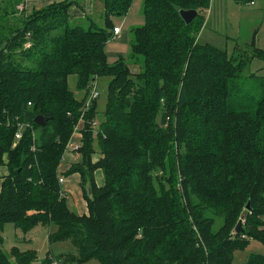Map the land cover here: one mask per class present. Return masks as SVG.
<instances>
[{
	"label": "trees",
	"instance_id": "trees-1",
	"mask_svg": "<svg viewBox=\"0 0 264 264\" xmlns=\"http://www.w3.org/2000/svg\"><path fill=\"white\" fill-rule=\"evenodd\" d=\"M84 1L28 13L26 0H0V167L8 169L0 264L37 259L2 249L9 224L24 233L55 225L50 245L69 242L77 250L49 252L43 264H233L251 241L264 244V78L253 111L234 100L248 65L264 62L256 37L251 54L236 59L199 42L211 0H143L145 24L131 44L140 71L133 73L123 58L111 65L106 46L114 19H125L135 0H95L104 25L85 15L87 28L71 23ZM181 11L198 16L187 25ZM101 79L109 80L102 114L97 101L86 109ZM38 116L48 119L45 127L35 124ZM81 119L78 159L62 171ZM73 175L85 215L69 208L59 182ZM245 264H264V255Z\"/></svg>",
	"mask_w": 264,
	"mask_h": 264
},
{
	"label": "rangeland",
	"instance_id": "rangeland-1",
	"mask_svg": "<svg viewBox=\"0 0 264 264\" xmlns=\"http://www.w3.org/2000/svg\"><path fill=\"white\" fill-rule=\"evenodd\" d=\"M256 2L257 6L248 7L249 5L239 3L235 0H211V6L207 11L206 23L199 36V42L225 50L230 55H234L236 59L241 58L247 53L251 54V43L255 37L256 47L264 49V2L262 0ZM86 4L87 2L85 1L82 4L83 7L85 6L86 9H88L86 10L83 8L84 14L86 13L85 15H88L92 22L97 23L99 26L104 25L102 3H99L97 9L92 13L89 12V7H87ZM27 6L28 10H30L31 8L41 9L46 5L36 4L33 7L31 5ZM22 9H24V7H22ZM30 12L28 11V13ZM84 17L85 16H83V18ZM71 23H76L84 28H87L89 25L85 19L81 18L74 21L71 19ZM144 24L143 0H135L133 2L132 8L125 19H114V26H118L123 31L122 37L124 42L115 40L109 42L108 46H106L107 53L113 54L109 55V63L111 65L120 58L125 59L128 65L133 63V60H131V44L134 41V30L142 27ZM118 54L123 56L119 58V56H116ZM263 78L264 62L254 60L243 73L242 79L240 80L242 91L238 95L235 94V102L253 111V104L251 103L258 101L262 97L263 92L260 83ZM69 84L76 97L81 99L82 95L75 91L76 77H71ZM108 84V79H101L98 81L100 97L97 103L100 114H102L106 108ZM69 158L70 157L67 156V162L72 163ZM97 175L100 180L104 177L101 172H98ZM98 177L95 176L99 184L101 181L98 182ZM104 182L105 181H102L99 184L102 186L98 185V187H103ZM68 187L73 189L69 194L65 192ZM62 190L67 195V204L69 208L79 215H85L88 211L87 202L77 177H67L66 184L62 186ZM56 231L57 227L55 225L49 227L40 225L28 233H24L14 225L9 224L4 227L1 233L3 238L1 247L6 253H11L13 249H18L21 252H35L37 259L32 264H43L49 252L56 256L66 253L77 255L76 248L69 242L50 245L49 237ZM253 254L264 255V244L258 241H251L246 249L235 252L233 264H245L250 255ZM86 264H97V262L92 261Z\"/></svg>",
	"mask_w": 264,
	"mask_h": 264
},
{
	"label": "crops",
	"instance_id": "crops-1",
	"mask_svg": "<svg viewBox=\"0 0 264 264\" xmlns=\"http://www.w3.org/2000/svg\"><path fill=\"white\" fill-rule=\"evenodd\" d=\"M61 1H63V0H26V9H27V11H31L32 10V8L30 9V10H28V6L27 5H31L32 7L34 6V5H36V4H39V5H50V4H52V3H54V2H61ZM256 1H258V0H256ZM255 1V5L254 6H251V7H255V6H257V2ZM263 2H264V0H262ZM85 2H87V4H86V6L87 7H89V12H93L94 10H95V0H85ZM30 6V7H31ZM248 7H250V6H248ZM83 8H85L86 9V7L84 6ZM82 8V9H83ZM84 10V9H83ZM83 10L81 11H79V10H73L72 11V19L73 20H78V19H83V16H85V14H84V12H83ZM86 10H88V9H86ZM90 14V13H89ZM115 27H118V26H115ZM122 34H123V31H121V34H120V36L118 37V39H116V40H119L120 42H124L123 41V37H122ZM125 37V36H124ZM115 41V40H114ZM122 44V43H121ZM108 46V45H107ZM107 48V47H106ZM109 48V47H108ZM106 53H107V49H106ZM109 55H113V54H109V53H107V56H108V58H109ZM116 56H119V58L121 57V56H123V55H121V54H118V55H116ZM129 67H130V69H131V71L134 73V72H139L140 71V67H139V65H137V64H135V63H131L130 65H129ZM72 162L74 161V159H78V157H70L69 158ZM70 162L69 163H67V164H64L63 166H62V171H66L69 167H70ZM98 172H101L102 173V171H97L96 172V174H95V176H97L98 177ZM103 174V173H102ZM8 175V169H7V167L6 166H1L0 167V192H1V186H2V182H3V178L4 177H6ZM72 178L73 177H77V180L80 182V177H79V175H73V176H71ZM65 179L67 178V177H64ZM68 178H70V177H68ZM96 179V178H95ZM102 182V181H104V177H103V179L101 178V180L99 179V177H98V182ZM100 182V183H101ZM96 183H97V181H96ZM99 183V184H100ZM66 184V183H65ZM64 184V185H65ZM98 183H97V185H99ZM99 186H102V185H99ZM67 191H65V192H67L68 194L71 192V191H73V189L71 188V187H68L67 189H66ZM64 195H65V197H66V199H67V195H66V193H64ZM88 212V211H87ZM87 214V213H86Z\"/></svg>",
	"mask_w": 264,
	"mask_h": 264
},
{
	"label": "built area",
	"instance_id": "built-area-1",
	"mask_svg": "<svg viewBox=\"0 0 264 264\" xmlns=\"http://www.w3.org/2000/svg\"><path fill=\"white\" fill-rule=\"evenodd\" d=\"M249 6H254L255 5V2L254 0H251V2L248 4ZM121 31L122 29L119 28V27H116L114 29V36H113V40H116L118 39V37L120 36L121 34ZM100 97V94H99V89L94 86L92 87L91 89V93H90V97L86 103V109H90L91 106L94 104V102H96ZM83 121V119H81V121L79 122V124L75 127V130L73 132V135H72V138L66 148V153L69 154L70 156H72L73 158L75 157H78L77 155V152L79 151V148H80V134H78L79 132V129H80V124L81 122ZM96 125V124H95ZM22 137V133L19 132L17 135H16V139L17 140H20ZM59 182H60V185L63 186L65 183H66V179L64 177H60L59 179ZM53 264H59V262H54Z\"/></svg>",
	"mask_w": 264,
	"mask_h": 264
},
{
	"label": "water",
	"instance_id": "water-1",
	"mask_svg": "<svg viewBox=\"0 0 264 264\" xmlns=\"http://www.w3.org/2000/svg\"><path fill=\"white\" fill-rule=\"evenodd\" d=\"M180 15H181L182 19L185 21V23L187 25H189L198 16V12L197 11H181ZM34 122H35V124H37L39 126L45 127L46 124L48 123V119H46L43 116H38V117L35 118ZM246 210L247 211L251 210L250 203L247 205V209ZM245 218H246V214H244L242 216L240 222L236 226L235 231H236L237 234L243 232V223H244Z\"/></svg>",
	"mask_w": 264,
	"mask_h": 264
},
{
	"label": "bare ground",
	"instance_id": "bare-ground-1",
	"mask_svg": "<svg viewBox=\"0 0 264 264\" xmlns=\"http://www.w3.org/2000/svg\"><path fill=\"white\" fill-rule=\"evenodd\" d=\"M87 100V99H86Z\"/></svg>",
	"mask_w": 264,
	"mask_h": 264
}]
</instances>
